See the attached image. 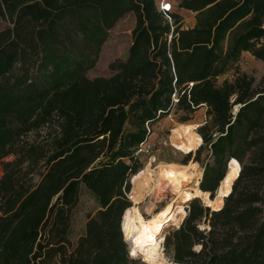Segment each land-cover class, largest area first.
<instances>
[{"label":"trees","instance_id":"16d2710c","mask_svg":"<svg viewBox=\"0 0 264 264\" xmlns=\"http://www.w3.org/2000/svg\"><path fill=\"white\" fill-rule=\"evenodd\" d=\"M177 9L194 12V25L174 11L170 22L155 0H0L10 22L0 31V264H138L121 223L139 144L173 110L187 122L201 107L196 159H210L199 187L213 198L232 158L241 170L219 210L188 203L165 251L177 264H264V80L239 68L243 52L264 63V0ZM128 12L125 58L88 78ZM82 186L98 208L72 243Z\"/></svg>","mask_w":264,"mask_h":264},{"label":"bare ground","instance_id":"6f19581e","mask_svg":"<svg viewBox=\"0 0 264 264\" xmlns=\"http://www.w3.org/2000/svg\"><path fill=\"white\" fill-rule=\"evenodd\" d=\"M197 126L179 123L173 128L170 141L175 150L182 154H192L198 149L202 138L195 130ZM240 170L241 164L232 158L216 195L211 198L208 191L199 187L201 169L196 162L190 161L186 165L162 163L157 169L147 164L135 178L131 196L134 204L127 208L122 218L125 240L131 244L134 242V253H140L149 264H177L170 262L161 250L162 229L179 224L186 216L184 204L194 198H200L206 206L219 210L223 206L224 198L230 194ZM149 193L153 194L154 202L161 201L167 195L173 197L162 209L145 218L137 204ZM154 202L149 205H154Z\"/></svg>","mask_w":264,"mask_h":264},{"label":"rangeland","instance_id":"374dc122","mask_svg":"<svg viewBox=\"0 0 264 264\" xmlns=\"http://www.w3.org/2000/svg\"><path fill=\"white\" fill-rule=\"evenodd\" d=\"M168 1L173 4V11L178 12L183 17L184 27L191 26L195 23L194 12L185 9H177L178 0ZM155 2L157 5L160 4V0H155ZM135 23V14L133 12H128L116 22L113 28L109 30L108 38L101 47L99 58L96 64L93 68L89 69L86 72V76L88 78H94L97 76L108 77L113 74V71L109 68V64L115 59L125 58L128 48L131 44V32L135 26ZM8 25H10V22L6 14L0 16V31ZM239 68L241 71H244L253 76L256 83H260L264 80V63L258 59H255L249 52L242 53L239 61ZM227 76L231 77L230 74ZM181 115L182 112L173 110L168 116L160 119L158 122L153 124V132L148 138L150 148H148L146 152L140 155V162L142 163V167L137 172V174L133 175L131 178L132 188L135 184V178L139 175L141 170L151 162L150 158L152 156L155 157V162L150 164L153 169H157L162 163L175 162L177 164L186 165L190 161H192L196 162L197 166L201 169V173L203 172L202 164L207 161V159H210L208 152L206 150H202L199 160L196 159V151L192 154H182L181 152L174 149L170 141V134L173 128L179 123L196 124L198 126L203 125L206 119L205 107H201L196 112H194L191 115V119L187 122L179 121ZM195 130L197 131V128ZM188 155L189 160L186 163H183ZM12 159L13 156H8L5 157L3 161H9ZM2 172V165H0V175L2 174ZM172 197L173 196L171 195H167V197H165L161 201L154 202L155 198L153 197V194H147L145 199L138 204L141 214L145 218L150 217L152 213L159 211L168 202H170ZM152 202H154V205L150 206L149 204ZM200 202L202 203V201ZM202 205L204 204L202 203ZM97 208L98 203L94 195L90 191H88L85 186H82L79 195V202L72 217V225L69 235L72 243H75L79 235L84 232L87 216L95 212ZM150 208L152 210L148 211V209ZM200 227H203V225L201 224ZM171 228L173 227H164L165 231L162 233V235L164 236L166 234V230ZM163 253L170 262H173L171 257L166 253L165 249L163 250ZM132 258L137 259L138 264H149L141 260L140 256Z\"/></svg>","mask_w":264,"mask_h":264},{"label":"built area","instance_id":"2783aa9c","mask_svg":"<svg viewBox=\"0 0 264 264\" xmlns=\"http://www.w3.org/2000/svg\"><path fill=\"white\" fill-rule=\"evenodd\" d=\"M158 6V9L162 12V13H164L165 15H166V17H167V19L171 22V17L168 15V13H170V12H172L173 11V4L170 2V1H168V0H160V4L159 5H157ZM148 148H150V144H149V140L147 139V140H145V141H143V142H141L140 144H139V147H138V149H137V152L141 155V154H143L144 152H146V150L148 149ZM150 160H151V162L149 163V164H152V163H154L155 162V157L154 156H152L151 158H150ZM202 171H203V167H202ZM202 174H203V172L201 173V175H200V177L198 178V182H200V180H201V178H202ZM131 184H132V181H131ZM132 188H131V191L129 192V194H128V198H129V200L131 201V203H132V205L134 204L133 203V200H132ZM138 205V204H137ZM184 208H185V210H186V214H187V209L189 208V204L188 203H185L184 204ZM183 221V220H182ZM182 221L179 223V224H177V225H171V227H173V228H178L179 227V225L182 223ZM121 229H122V233L124 234V231H123V227H122V223H121ZM165 231V229L163 228L162 229V233ZM166 232H167V230H166ZM165 232V233H166ZM123 237H124V240H125V236L123 235ZM164 237H165V235L163 236V239H162V241H161V243H160V245H161V250H162V252H163V250L165 249L164 248ZM125 242H126V244H127V250H128V255H129V257H136V256H140L141 257V260H143V256L139 253V254H133L134 253V245H136V244H134V242L131 244V243H129L128 241H126L125 240ZM144 261V260H143ZM145 262V261H144ZM147 263V262H146Z\"/></svg>","mask_w":264,"mask_h":264},{"label":"water","instance_id":"95a60500","mask_svg":"<svg viewBox=\"0 0 264 264\" xmlns=\"http://www.w3.org/2000/svg\"><path fill=\"white\" fill-rule=\"evenodd\" d=\"M228 166H229V164H228ZM220 183H221V181L219 182V185H220ZM218 185V186H219ZM218 186H217V188H218ZM217 188H216V190L214 191V195H213V197L216 195V192H217ZM210 197H212V195L210 194ZM200 199V198H199ZM200 201H202L201 199H200ZM202 203H203V201H202ZM204 206H206L205 204H204ZM206 207H209V206H206ZM213 210V209H212Z\"/></svg>","mask_w":264,"mask_h":264},{"label":"crops","instance_id":"0c3cea01","mask_svg":"<svg viewBox=\"0 0 264 264\" xmlns=\"http://www.w3.org/2000/svg\"><path fill=\"white\" fill-rule=\"evenodd\" d=\"M184 10V9H183ZM186 10V9H185ZM193 24V23H192ZM194 25V24H193ZM192 26V25H191ZM244 53V52H243Z\"/></svg>","mask_w":264,"mask_h":264},{"label":"snow or ice","instance_id":"6c2138e0","mask_svg":"<svg viewBox=\"0 0 264 264\" xmlns=\"http://www.w3.org/2000/svg\"><path fill=\"white\" fill-rule=\"evenodd\" d=\"M133 254H135V253H133Z\"/></svg>","mask_w":264,"mask_h":264}]
</instances>
